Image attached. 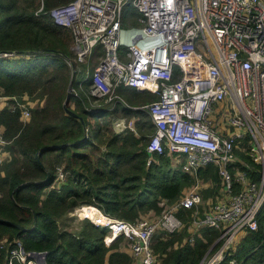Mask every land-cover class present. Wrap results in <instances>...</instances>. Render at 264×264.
<instances>
[{
  "label": "built area",
  "instance_id": "1",
  "mask_svg": "<svg viewBox=\"0 0 264 264\" xmlns=\"http://www.w3.org/2000/svg\"><path fill=\"white\" fill-rule=\"evenodd\" d=\"M128 5L139 11L143 26L123 27ZM49 14L57 26L72 32L79 61H88L99 43L105 50L93 73L88 67L71 92L85 93L92 109L103 103L128 105L118 92L121 86L157 94V99L134 106L155 125L146 147L148 164L167 149L195 179L178 201L161 202L165 208L160 215L150 213L134 223L97 209L101 217L95 220L108 227L105 241L126 240L131 264H157L156 233L181 232L187 222L178 212L191 209L185 242L193 244L205 227L221 230L199 264L221 263L242 233L258 229L264 205V0H73ZM28 100L0 95V110L19 109L26 121L34 104ZM113 126L118 132H137L135 119L118 118ZM245 138L244 149L261 166L257 180L239 167L231 169L240 162L250 168L236 155ZM7 143L0 131V162ZM209 165L217 167L221 184L215 198L205 199L203 189L213 185L203 181L199 170ZM63 174L57 180L64 181ZM6 248L0 242V254ZM23 249H11L0 264H37ZM229 264L240 261L231 257Z\"/></svg>",
  "mask_w": 264,
  "mask_h": 264
},
{
  "label": "trees",
  "instance_id": "2",
  "mask_svg": "<svg viewBox=\"0 0 264 264\" xmlns=\"http://www.w3.org/2000/svg\"><path fill=\"white\" fill-rule=\"evenodd\" d=\"M71 1L0 0V95L40 102L30 108L26 121L19 109L0 110V131L8 142L0 162V242L7 245L0 261L21 245L28 253H46L47 264H131L126 240L118 237L108 244V227L91 217L77 220L75 211L95 207L134 223L150 213L160 215L165 208L161 202L178 201L195 179L167 149L148 164L146 147L155 125L147 112L134 108L142 105L136 96L125 99L128 105L103 103L95 109L83 92H71L68 98L78 68L74 38L69 29L55 24L49 11ZM42 6L44 12L39 11ZM78 84L75 79L72 87ZM119 91L128 89L121 86ZM145 97L143 102L159 96L147 92ZM67 100L80 117L66 111ZM118 118L135 119L137 132L116 131L113 122ZM247 144L248 138L241 139L236 155L250 168L240 162L231 169L239 167L257 180L261 166L244 149ZM59 169L66 174L60 187ZM199 175L213 185L202 195L215 198L221 184L217 167L201 168ZM178 214L187 222L181 232L160 230L154 237L157 264H199L221 235V230L205 227L193 244L185 242L192 210L180 209ZM258 223L257 230L238 237L219 264H229L231 257L240 264H264V205ZM221 245L219 241L216 249Z\"/></svg>",
  "mask_w": 264,
  "mask_h": 264
},
{
  "label": "rangeland",
  "instance_id": "3",
  "mask_svg": "<svg viewBox=\"0 0 264 264\" xmlns=\"http://www.w3.org/2000/svg\"><path fill=\"white\" fill-rule=\"evenodd\" d=\"M139 17H140V13H139V11L137 9H135L134 7H132L130 5L126 6L125 10H124V14H123V27L126 28V29H132L133 27L143 26V23H141L139 21ZM73 38H74V36H73ZM75 45H76V43H75V38H74L73 47H75ZM121 49L126 51L127 50V46H122ZM73 56H74L75 61L78 64V68H77L78 71H77L76 75L74 76V80L76 79V86H77V84L87 75L86 71H87L88 67L90 68L91 73H93L96 65H98L102 61V59L104 58L105 50H104V47H103V45L101 43L97 44L94 47L93 54L91 55L90 59L88 61L84 62V63L78 62L79 60L77 58V55H76L75 51L73 52ZM89 81H90V79H89ZM89 87H91V84H90ZM123 88L128 89L127 93H122V92L119 91L120 95L124 99H127L128 96H136L137 100L141 101L142 104L148 102V101H145V102H143V101L146 99L145 96H146L147 92H150V91H145V90H140V89H135V88H127L125 86H123ZM101 101H103V100H101ZM38 102L39 101L33 102L34 103L33 106H36ZM101 121H105V120L103 119ZM150 135L151 134H149V136ZM3 160H5V157L3 158ZM62 170L59 169L58 170L59 173ZM63 175L65 177L66 174L64 173ZM58 177H59V175H58ZM56 182L59 185L58 187H60V185L65 182V180L64 181L57 180ZM85 208H88V209L82 210V209H85ZM79 212L81 213L80 215H78ZM74 215L77 216V218H78L77 220H80L81 217L95 218L96 216H100L99 212L97 211V208H95V207H83V208L81 207V208H78L75 211ZM74 222L76 223V222H79V221H74Z\"/></svg>",
  "mask_w": 264,
  "mask_h": 264
},
{
  "label": "water",
  "instance_id": "4",
  "mask_svg": "<svg viewBox=\"0 0 264 264\" xmlns=\"http://www.w3.org/2000/svg\"><path fill=\"white\" fill-rule=\"evenodd\" d=\"M73 81H74V75L72 76L71 78V81H70V84H69V91H68V98L70 96V93H71V89H72V85H73ZM64 107L66 109V111L72 115V116H75V117H80L77 113H75L73 110H71L69 107H68V100L65 101L64 103ZM84 123V122H83ZM88 137V133H87V130L85 132V137L84 138H87ZM23 251H25L23 249ZM30 257L32 259H34L36 261L37 264H47L46 263V253L44 252H32L30 253Z\"/></svg>",
  "mask_w": 264,
  "mask_h": 264
},
{
  "label": "crops",
  "instance_id": "5",
  "mask_svg": "<svg viewBox=\"0 0 264 264\" xmlns=\"http://www.w3.org/2000/svg\"><path fill=\"white\" fill-rule=\"evenodd\" d=\"M208 188H210V186H209ZM208 188H207V189H208ZM212 188H213V187H212ZM86 209H88V208H85V209H82V210H86ZM96 217H97V216H96ZM96 217H95V218H96ZM95 218H94V219H95ZM6 249H7V248H6ZM6 249H5V250H6ZM125 249H127L128 253L130 254V249H129V247L127 246V247H125ZM130 257H131V256H130Z\"/></svg>",
  "mask_w": 264,
  "mask_h": 264
},
{
  "label": "bare ground",
  "instance_id": "6",
  "mask_svg": "<svg viewBox=\"0 0 264 264\" xmlns=\"http://www.w3.org/2000/svg\"><path fill=\"white\" fill-rule=\"evenodd\" d=\"M100 214V213H99ZM100 217H101V215H100Z\"/></svg>",
  "mask_w": 264,
  "mask_h": 264
}]
</instances>
